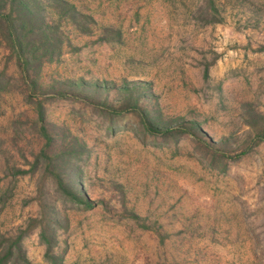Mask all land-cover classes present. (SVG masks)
<instances>
[{"label": "rangeland", "instance_id": "obj_1", "mask_svg": "<svg viewBox=\"0 0 264 264\" xmlns=\"http://www.w3.org/2000/svg\"><path fill=\"white\" fill-rule=\"evenodd\" d=\"M69 1L93 31L62 21L42 119L0 39V238L27 230V264H264V0Z\"/></svg>", "mask_w": 264, "mask_h": 264}, {"label": "trees", "instance_id": "obj_2", "mask_svg": "<svg viewBox=\"0 0 264 264\" xmlns=\"http://www.w3.org/2000/svg\"><path fill=\"white\" fill-rule=\"evenodd\" d=\"M62 21L70 24L81 33L93 31L94 17L79 9L69 0H0V39L3 40L11 56L16 60L18 70L23 80H26L27 92L24 93V96L28 102L36 103L40 119L43 117V110L42 102L37 99V95H40L36 92L37 77L44 62L55 60L60 55L62 43L66 39L62 31ZM106 29H110V27ZM114 34L119 35L120 31L116 29ZM68 82L71 85L69 88L72 89V93H75L77 88L84 86L86 80L72 78L68 79ZM99 85L100 83L95 81L93 88H98ZM93 92L97 93L95 90ZM144 113L146 118H144L142 125L152 126V123H155L153 119L156 114L147 107ZM260 140H264V122L256 130L255 143ZM44 155L48 159V167L51 166L52 168L50 173L54 183L57 186L65 187L67 195L69 194L73 200L85 201L80 191L73 188L74 184L71 180V177L78 175L76 164L71 163L68 172L62 175L59 169L52 172L60 155L56 154L53 157L47 153ZM69 161L70 158H68ZM68 177L70 178L69 181L66 180ZM43 185L41 183L39 189L41 199L45 197ZM46 229L45 227L42 228L40 238L48 251L52 247L54 234L53 230L50 229L47 232ZM26 231L20 229L15 234L1 236L0 264H27L29 262L23 246ZM49 258L50 264H61L60 255H51Z\"/></svg>", "mask_w": 264, "mask_h": 264}]
</instances>
